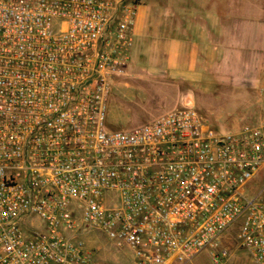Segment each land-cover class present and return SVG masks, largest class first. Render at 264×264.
Masks as SVG:
<instances>
[{
    "label": "built area",
    "instance_id": "built-area-1",
    "mask_svg": "<svg viewBox=\"0 0 264 264\" xmlns=\"http://www.w3.org/2000/svg\"><path fill=\"white\" fill-rule=\"evenodd\" d=\"M134 0H0V264H96L104 233L134 264H264V121L220 134L192 105L113 130Z\"/></svg>",
    "mask_w": 264,
    "mask_h": 264
},
{
    "label": "crops",
    "instance_id": "crops-1",
    "mask_svg": "<svg viewBox=\"0 0 264 264\" xmlns=\"http://www.w3.org/2000/svg\"><path fill=\"white\" fill-rule=\"evenodd\" d=\"M203 1L200 10L188 3L171 11L139 6L129 76L123 82L146 73L168 75L181 86L173 109L193 106L195 86L210 76L252 87L262 83L264 0H236L234 8L228 0Z\"/></svg>",
    "mask_w": 264,
    "mask_h": 264
},
{
    "label": "rangeland",
    "instance_id": "rangeland-1",
    "mask_svg": "<svg viewBox=\"0 0 264 264\" xmlns=\"http://www.w3.org/2000/svg\"><path fill=\"white\" fill-rule=\"evenodd\" d=\"M136 1L139 6L153 12L157 9L171 11L180 4L188 3L187 0ZM203 2L195 0L188 4L200 10L203 9ZM216 2L213 0V4ZM228 2L231 5L229 8L235 7L236 0ZM210 78L207 83L195 86L193 106L213 130L220 134L236 133L264 121V72L260 74L262 83L253 87L241 81H226L217 76ZM123 80L112 87L108 120L113 130H133L171 111L181 89L168 75L146 73L136 80ZM236 232L237 229H234L227 235L230 250L227 264H252L248 252L234 238ZM81 238L92 252L91 258L96 264H134L130 250L117 247L100 231L93 230ZM192 264H214L210 251L202 252Z\"/></svg>",
    "mask_w": 264,
    "mask_h": 264
},
{
    "label": "trees",
    "instance_id": "trees-1",
    "mask_svg": "<svg viewBox=\"0 0 264 264\" xmlns=\"http://www.w3.org/2000/svg\"><path fill=\"white\" fill-rule=\"evenodd\" d=\"M135 2L138 4V2L135 0Z\"/></svg>",
    "mask_w": 264,
    "mask_h": 264
}]
</instances>
